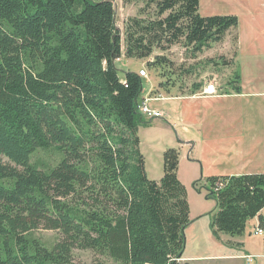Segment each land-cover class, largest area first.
Wrapping results in <instances>:
<instances>
[{
	"label": "trees",
	"instance_id": "obj_1",
	"mask_svg": "<svg viewBox=\"0 0 264 264\" xmlns=\"http://www.w3.org/2000/svg\"><path fill=\"white\" fill-rule=\"evenodd\" d=\"M150 2L155 17L130 18L123 48L113 0H0V264H78L75 249L116 264H191L181 262L191 217L180 151L164 152L161 180L148 177L138 135L144 78H121L116 62L175 43L197 54L239 18L203 16L200 0ZM168 63L159 55L148 66ZM238 82L236 73V91ZM49 149L61 157L55 166L31 162ZM207 183L215 233L241 234L255 218L264 230V173ZM40 229L60 238L48 247Z\"/></svg>",
	"mask_w": 264,
	"mask_h": 264
},
{
	"label": "rangeland",
	"instance_id": "obj_2",
	"mask_svg": "<svg viewBox=\"0 0 264 264\" xmlns=\"http://www.w3.org/2000/svg\"><path fill=\"white\" fill-rule=\"evenodd\" d=\"M113 1L116 26L124 48L128 20L132 17L154 18L156 6L150 0ZM199 12L203 16L235 14L241 18V23L237 29L230 30L222 42L197 54H193L191 47L175 43L166 49L156 48L150 57L141 60L123 56L116 65L121 78L127 71L146 69L148 78L143 79L142 95L152 84L157 90L153 91L154 94L173 97L149 102L162 116L144 117L138 127V135L150 179L159 181L163 177V156L168 148L174 147L180 151L178 175L187 189L191 217V223L185 229L186 244L181 262L245 264L240 255L248 251L261 255L255 256L257 258L252 264H264V234L255 233V221L250 220L238 235L215 233L212 222L217 203L215 199L207 197L208 176L264 172L263 98H242V102H236L239 97L226 96L212 104L200 99L174 98L193 96V87L197 84L202 87L209 80H215L218 86L229 85L234 89L230 81L237 73L239 29L245 43L253 46L259 55L254 59L259 60L258 67H247L251 59H244L241 55L238 62L240 72L244 76L250 73L264 77V33L256 35L250 31L252 28L264 29V18L252 19L254 14L257 17L264 15V0H200ZM159 55L171 63L156 68L148 66V62L156 61ZM159 83H168V86L160 88ZM250 86L259 88L263 83L255 82ZM183 103L190 107L184 117L181 116ZM60 158L53 149L39 150L31 162L47 170L55 166ZM199 179V186H195ZM35 235L48 247H52L60 238V232L56 230L40 229L35 231ZM238 238L245 242L242 249L241 244L231 243V239ZM74 258L78 264H116L111 258L91 250L75 249Z\"/></svg>",
	"mask_w": 264,
	"mask_h": 264
},
{
	"label": "crops",
	"instance_id": "obj_3",
	"mask_svg": "<svg viewBox=\"0 0 264 264\" xmlns=\"http://www.w3.org/2000/svg\"><path fill=\"white\" fill-rule=\"evenodd\" d=\"M224 15V14H223ZM235 15V14H234ZM238 16V15H237ZM239 18V16H238ZM260 18H264V15H261L259 17H257L255 14L252 15V19L254 20H258ZM241 23V18H239V25ZM238 25V27H239ZM237 29V28H236ZM250 31H253L254 34L256 35H259V34H262L264 33V29H260V28H252L250 29ZM237 41H238V52H237V57H236V62H237V73L239 75V82L237 84V86L239 87V91H236L235 89H233L231 86L229 85H224L222 86V89H223V92L224 94L222 96H204V95H201V92L204 88V85L202 87H200L198 90H196L193 94V96H183V95H180V96H177V97H174V98H178V99H181V100H189V99H200V100H204L205 103H214V102H217V100H219L220 98L222 97H226V96H231V97H239L240 99H238L236 102H242L244 99L242 98H246V99H249L250 97H258V98H263L264 100V77L262 76H259L257 74H247L246 76L242 75V73L240 72V64H238V62L240 61L239 58H241V55L243 56L244 59H251L250 60V63L247 65V67H258L259 66V60H254L256 58L259 57L258 53H255V49L253 46H251L249 43H245L244 41V38H243V35H241V31L239 29V31L237 30ZM247 46V47H246ZM245 50V52H243ZM246 50H249L248 52ZM263 52V55L264 56V51ZM126 57L124 54L122 55V57ZM122 57L119 58L117 60L118 61H121L122 60ZM263 61V60H262ZM264 63V61H263ZM138 70V69H137ZM136 72H139L140 70H138ZM264 76V75H263ZM255 82H261L263 83V86L261 87H252L250 85L254 84ZM153 91H157L156 88L153 87L152 84H150L149 86V89L148 91L145 93V94H141V99H140V102L142 100L143 97L145 96H150V97H156L158 96L159 94H154ZM143 93V92H142ZM163 96V99H170V98H173L172 96L170 97H166L164 94H161ZM156 101L155 99H152L151 101ZM160 100V99H158ZM182 114L181 116L184 117V114L185 112H189L190 110V107L188 106V104L186 105L185 103H183L182 107ZM193 108V107H192ZM254 173H264V172H254ZM227 174H220V175H216V176H226ZM231 175H240V174H231ZM211 176H215V175H211ZM179 177V175H178ZM209 177V176H208ZM180 179V178H179ZM183 183V182H182ZM263 213H264V210H263ZM255 221V231L257 230L258 228V219L255 218V219H252ZM232 240V241H231ZM231 243H235V244H241L240 246V249L244 248L245 247V242L244 241H241L239 238L238 239H231ZM229 241V242H230ZM249 255H253V256H261L260 254H253L252 252H248V251H245L243 252L240 257L242 259H244L246 262L245 264L247 263V256ZM256 257V258H257Z\"/></svg>",
	"mask_w": 264,
	"mask_h": 264
},
{
	"label": "built area",
	"instance_id": "obj_4",
	"mask_svg": "<svg viewBox=\"0 0 264 264\" xmlns=\"http://www.w3.org/2000/svg\"><path fill=\"white\" fill-rule=\"evenodd\" d=\"M139 75L143 78H148V73L146 71V69L142 68L139 71ZM223 89L221 86H218L217 82L215 80H209L207 82H205L204 84V88L201 92V95L204 96H222L223 94ZM158 100V99H163V96L161 94H159L156 97H150V96H145L142 98L141 102L139 103V111L140 113L144 116V117H148V118H157L162 116V113H160L159 111L153 109L149 102L152 100ZM256 234L259 235H263L264 234V230L257 228V230L255 231ZM256 257L253 255H249L247 256V263L246 264H252V262L254 261Z\"/></svg>",
	"mask_w": 264,
	"mask_h": 264
}]
</instances>
